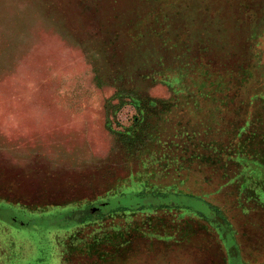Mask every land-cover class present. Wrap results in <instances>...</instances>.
I'll return each mask as SVG.
<instances>
[{
	"label": "rangeland",
	"instance_id": "rangeland-1",
	"mask_svg": "<svg viewBox=\"0 0 264 264\" xmlns=\"http://www.w3.org/2000/svg\"><path fill=\"white\" fill-rule=\"evenodd\" d=\"M0 264H264V0H0Z\"/></svg>",
	"mask_w": 264,
	"mask_h": 264
},
{
	"label": "trees",
	"instance_id": "trees-1",
	"mask_svg": "<svg viewBox=\"0 0 264 264\" xmlns=\"http://www.w3.org/2000/svg\"><path fill=\"white\" fill-rule=\"evenodd\" d=\"M121 200L122 201H116V202H118L121 205L122 209L127 211L153 209L155 207L171 209L185 204H187V206L185 205L186 208L193 210L197 209L194 206L198 204L201 205L203 208L206 207L208 211L214 210V208L210 204L206 203L201 199L191 196L177 195V194L157 193V194L148 195V194L140 193L133 195L131 197L122 198ZM116 202L98 203L92 207L86 208L77 215L82 216L81 223L100 219L104 217L105 214H107L113 208H115V206L117 205ZM92 209H95L100 214L95 216L92 213ZM6 214H12V213L6 211ZM199 214L202 215L201 211H199Z\"/></svg>",
	"mask_w": 264,
	"mask_h": 264
}]
</instances>
